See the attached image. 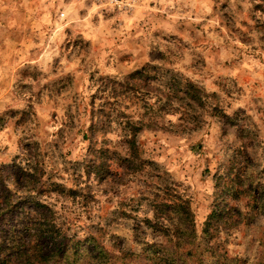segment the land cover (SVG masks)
<instances>
[{"label": "rangeland", "instance_id": "rangeland-1", "mask_svg": "<svg viewBox=\"0 0 264 264\" xmlns=\"http://www.w3.org/2000/svg\"><path fill=\"white\" fill-rule=\"evenodd\" d=\"M143 68L154 86L114 90ZM173 74L202 102L161 104L159 79L168 86ZM127 114L146 125L138 141L149 169L121 185L93 172L89 151L110 144L124 154ZM91 122L102 123L85 141L79 128ZM29 142L47 177L90 195L48 201L120 264H151L148 244L165 241L150 201L158 184L189 201L201 264L224 254L221 264H264V0H0V165ZM226 169L258 201L230 203L209 252L204 230Z\"/></svg>", "mask_w": 264, "mask_h": 264}, {"label": "trees", "instance_id": "trees-1", "mask_svg": "<svg viewBox=\"0 0 264 264\" xmlns=\"http://www.w3.org/2000/svg\"><path fill=\"white\" fill-rule=\"evenodd\" d=\"M147 68L135 72L124 82L114 81V90L120 87L124 88L122 93L146 91L153 85L155 77ZM155 75L157 77L156 72ZM167 79L168 86H163V80L159 79L161 104H164L165 100L174 101L175 98L194 103L202 102L201 89L191 82L179 80L174 74ZM125 117L120 125L124 154L119 152L117 146L110 144L101 145L100 148L92 146L89 151L91 160L94 158L93 172L101 179L107 180L118 175L121 185L128 182L125 180L126 176L149 169V161L143 156L138 141V135L146 125L134 122L128 114ZM101 123L91 122L87 127L85 124L81 125L79 132L83 140L91 141ZM34 144L38 145L30 142L26 144L20 158L0 165V264H120L116 258H111L104 248H100L94 236L89 234L82 239L77 232H73L68 212L48 201L50 196L54 195V198L64 196L80 202L89 199L90 195L86 188L66 187L63 183L53 181L52 177H47L44 171H41V164L34 155ZM111 159H118L120 162L115 171L110 165ZM226 170L229 172L217 176V203L204 230L205 241L210 245L207 248L209 252L214 250L211 245L212 223L216 224L222 218L229 217V211L236 209L230 203H240L244 197L251 198L255 203L258 201L255 195L250 196L252 193L249 194L247 184L240 173H232L233 169ZM156 188L157 192H154L153 198L150 199L151 206L159 228L167 234L164 242L148 244L146 255L149 262L192 264V257L197 256L201 264L203 253L199 256V247L195 246L197 233L189 201L166 185L158 184ZM223 204H226L225 209ZM226 257V254L218 255L219 264L223 263Z\"/></svg>", "mask_w": 264, "mask_h": 264}]
</instances>
